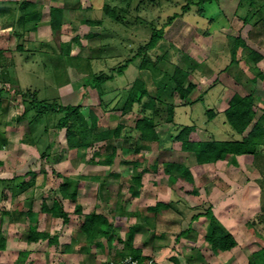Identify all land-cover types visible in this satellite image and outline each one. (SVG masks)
<instances>
[{
	"label": "rangeland",
	"instance_id": "rangeland-1",
	"mask_svg": "<svg viewBox=\"0 0 264 264\" xmlns=\"http://www.w3.org/2000/svg\"><path fill=\"white\" fill-rule=\"evenodd\" d=\"M29 1L43 3L45 9L57 5L63 7L67 3V17L61 30L55 34L49 30L44 34V26H41L39 33L30 31L25 37H16L14 33L3 29L0 47L7 51V54H3V61L15 63L11 73H15L19 83L0 84V88L6 93L0 112V142L2 136L6 140L5 146L0 148V160L3 162L0 166V180L13 181L16 175L21 177L14 182L0 183V231L7 237L6 250L0 252V264H14L20 253H28L26 264L110 263V258L96 248L81 247L83 236L79 228L83 218L75 213L76 203L60 196L58 187L64 179L58 177V174L76 180L82 177H99V180H84L77 192V203L81 204L84 215L98 212L108 216L115 225L116 236L124 239L126 227L139 221L138 217L133 216L112 219L118 199H121L126 211L130 213L140 210L138 202L144 206L149 203L156 205L179 201L181 204L176 208L171 207L172 210L162 212L161 223L160 219L153 217L155 228L160 231L158 234L161 236L156 235L154 227L140 224L141 233L136 234L139 237L136 247L141 244L146 248L150 247L148 251L144 248L148 256H153L151 248L160 245L166 248V253L171 249L168 253L171 254L170 257L181 259L182 264H187L189 259L192 264H248L252 253L261 249L258 237L264 238V195L257 193L252 186L247 187V182L254 180L240 165L229 161L207 166L206 169L204 165L200 174L192 170L194 184L182 179L172 183L162 170L145 173L143 170L152 166L156 160L177 161L191 169L194 167V155L183 152L180 143L173 140L176 127L194 125L198 136L203 140L238 138L232 130L228 136L223 133L226 129L222 116L215 118L209 114V111L216 113L218 107L223 109L232 93L226 98L216 99L215 92L210 87H214L215 76L231 62L230 46L233 37L241 36L247 42L254 38L248 32L253 31L255 24L264 17V11L256 14L257 7L264 6V1L257 0L256 4L250 6V2L246 0H216L204 5L205 18L192 12L167 28L165 49L169 52L168 58L156 62L155 57L161 55L163 50L153 51V63H156L148 65L152 81L168 84L162 94L161 114L156 126L160 143L158 148L141 151L144 155L143 164L135 169L124 163L134 158L136 141L132 136L115 143L118 150L112 166L98 163L106 154L105 143L70 150L67 148L65 130L57 134L53 130L50 132L48 143L53 145L51 155L41 157L38 148L21 142L29 128L21 97L15 93V89L37 90L40 99H58L64 104H79L87 118L90 111L96 113L99 130L113 129L118 124H123L127 129L133 128L136 120L142 116L141 105L135 101L133 109L124 114L122 93L139 75L138 62L132 63L124 75L116 72L114 80L105 84L110 92L104 97L103 105L99 104L97 91L85 86L84 78L91 73L109 72L122 65L135 53L139 43L149 37L140 21L159 24L163 11L186 0H133L129 6L127 2L131 0H79L78 3H73L74 0ZM106 3L124 8L121 15L128 20V27L117 24L121 30L106 28L102 36L91 38L88 35L100 33V27L89 26L84 21L101 19ZM246 15L251 16V26L243 23ZM135 17L139 19L136 20ZM209 19L213 21L209 22ZM4 26L6 25L3 24ZM18 46L27 52L22 53ZM62 46L64 50H61ZM66 51L69 54H65ZM244 54L246 56V51ZM178 66L192 71L185 85L189 82L196 85V89L186 100L181 99L174 84L169 83L166 78ZM245 70L247 66L242 63V66L233 65L229 71L238 74H232L234 77ZM255 72L252 71L254 74ZM220 86L219 81L217 90L223 88ZM151 90H154L153 86ZM255 103L264 105L263 101ZM169 104L175 107L173 122L167 121ZM41 128L42 124L35 128V133L38 134ZM135 134L132 132L133 136ZM44 145L41 142L39 147ZM95 152H100L102 156L94 158L92 162ZM254 170L255 166L249 169ZM28 171L35 172V184L21 190L19 187L24 180L23 175ZM141 173L143 188L140 196L132 197L129 192L130 184L125 179ZM56 198L61 200L72 223L66 224L61 218L41 213L42 203L46 201L51 206ZM211 202L216 203L215 208ZM208 204L212 205L215 216L237 241V246L228 252L214 254L210 245L205 242L203 232L208 225L206 218L201 217L191 222V217ZM248 223L253 225L257 236ZM188 226H191L192 231L182 238V242L178 241L177 235L188 229ZM32 227L58 237V244H51L47 240L29 243L27 233ZM114 244L118 249L123 248V245ZM65 245L72 246L70 251H64ZM170 261V264H176L175 261Z\"/></svg>",
	"mask_w": 264,
	"mask_h": 264
},
{
	"label": "trees",
	"instance_id": "trees-1",
	"mask_svg": "<svg viewBox=\"0 0 264 264\" xmlns=\"http://www.w3.org/2000/svg\"><path fill=\"white\" fill-rule=\"evenodd\" d=\"M214 1L216 0H186L173 8L163 11L159 19V24L153 22L145 24L144 21L141 20L140 24L147 30L146 32L149 37L139 43L135 53L127 58L122 65L112 68L109 72L91 73L84 78L85 86L91 87L97 91L99 95V104L103 105L104 97L110 92L106 89L105 84L114 80V74L116 72L118 75H124L132 63L138 62L137 68L139 70V75L136 77L133 84L125 88L122 93V111L124 114L133 109L135 101L141 105L142 116L136 120L133 128L127 129L123 124H118L113 129L108 128L99 130L98 116L95 112L90 111L89 117L87 118L83 114L79 104H64L58 99L52 101L40 99L37 90L31 91L19 88L15 93L21 97L22 105L25 110L24 116L26 117L27 126L29 128L28 133L21 139V142L35 146L39 149L41 157L46 158L51 155L53 146L50 142L48 143L50 132L53 130L55 134H57L65 130L67 148L70 150H81L83 148L92 147L96 143H105L107 146L106 154L98 163L112 166L118 150L115 143L119 139L132 136L135 137L136 141L133 152L134 158L132 161L124 163L130 165L131 169L141 166L144 160V155L141 151L159 147L160 136L156 132V126L158 125L161 114V104L163 103L162 94L167 89L166 86H168V84L164 85L162 82H154L151 80L152 72L148 69V65L151 62L153 63L152 52L163 50L161 55L155 57L156 62L167 59L169 56L168 50L165 49V33L167 28L177 19L183 18L185 15L192 12L205 18V16H203L205 13L204 5ZM246 1L250 2V6L257 3V0ZM78 2L79 0L73 1V3ZM132 2L133 0L127 2V5H132ZM65 6H51L48 11L43 12V7L41 5L29 0H20L17 2L0 3V10L13 9L15 11L13 14L17 16V19H15L17 24L16 35L18 37H25L30 31L36 30L38 23L42 20L49 21L51 30L54 34L59 32L67 17V3ZM263 8L264 6L262 5L257 7L258 11L256 14L263 12ZM123 11L125 10L121 6H111L106 3L103 7V17L101 19L84 21V23L89 26L100 27V33H90L88 36L91 38L96 35L102 36L106 28L121 30L117 24L127 28L129 22L121 15ZM249 15L243 18L244 24L249 23L251 17ZM135 19L138 20L139 18L135 17ZM262 20L263 18H261L259 22ZM208 21L211 22L213 19H209ZM61 48L64 50L63 46ZM18 49L21 52L23 50L21 46H18ZM245 51H248L250 55H255L254 64L261 60V57L256 55V52L248 48L246 41L242 39L241 36L233 37L230 46V64L239 65L245 57ZM66 54H69L68 51H66ZM191 73V70H185L178 66L172 75L166 76L168 82L174 84V89L183 100H186L196 89L194 83L189 82L185 85ZM11 84H15V82L12 81ZM151 86L154 87V90H151ZM5 95L6 93L3 89H0V112L3 108V99ZM258 110L259 108L252 94L246 96H241L238 93L234 94L229 101L228 108L224 111V116L231 130L238 135L237 139L203 140L198 136L194 125L176 127L173 140L180 143L183 152L194 155L196 160L194 167L191 169L184 163L177 161L156 160L152 166L149 168L146 167L143 173L162 170L172 183H176L178 180L182 179L194 184L195 180L192 170L200 174L204 165L215 164L229 157L233 159V162H236L239 156H253L254 159H256L260 148L264 146V109L261 115H258ZM174 112V105H167L168 122H173ZM209 114L210 117L214 115L211 111H209ZM41 124V131H39L38 134L35 133V128H38ZM249 128L250 130L248 133L244 135ZM132 132L136 134L133 136ZM1 139L0 148H3L6 140L3 136ZM41 142L45 143L42 148L39 147ZM100 156H102L100 152H95L91 161L93 162L94 158ZM2 164L3 162L0 160V166ZM20 177L21 175H16L13 181L0 180V183L14 182L15 179ZM23 177L24 180L19 187L21 190H25L27 187L35 184V172L28 171ZM58 177L64 179L58 187L60 196L63 199L76 203L75 213L83 218V222L79 228V232L83 236V242L80 243L81 247L90 246L91 248L98 249L102 254L107 255L111 261L106 264L120 263L128 257L137 259L141 264H146L147 261L151 259V256L143 255L142 248H136L134 246L136 234L140 231L141 221L146 222L150 216L159 218V215L163 211L172 210L171 207L176 208V206L180 204L179 201L157 203L155 206L130 213L126 211L121 199H118L116 201V212L112 215V219H114L115 216H133L138 217L139 222L135 225H128L126 227L125 239L117 238L115 234V225L110 221L108 216L98 212L84 215L81 204L77 203V192L79 188L83 186L84 180H99V177H82L79 179L77 178V180L61 174H58ZM125 180L130 184L129 192L131 196H140L143 188L142 173L133 175ZM41 213L50 215L53 218H61L66 224L73 222L69 214L65 211L59 198L54 199L51 206L44 201L42 203ZM201 217L206 218L208 221V225L203 232V237L205 242L210 245L214 254L228 252L237 246L235 237L215 216L211 204L203 207L200 212L193 215L191 217V222ZM260 218H262V215ZM248 226L251 227L252 232L257 236V231L253 228V225L248 223ZM191 231V226H189L188 229L180 232L176 239L179 241L181 238L187 237ZM258 238L257 242L261 246V249L252 253L249 257L248 264H264V238L261 236ZM45 240L51 244H58V238L56 236L52 237L47 231L39 232L36 228L32 227L27 233V241L29 243H39ZM114 243L123 245V248H116ZM6 246L7 237L0 231V252L5 251ZM71 247V245H65L64 251H70ZM27 254L28 253H20L14 264H26L25 259ZM173 261H175L176 264H180L179 260L175 257H173ZM187 264H192L191 259L187 261Z\"/></svg>",
	"mask_w": 264,
	"mask_h": 264
},
{
	"label": "crops",
	"instance_id": "crops-1",
	"mask_svg": "<svg viewBox=\"0 0 264 264\" xmlns=\"http://www.w3.org/2000/svg\"><path fill=\"white\" fill-rule=\"evenodd\" d=\"M15 1L17 2V1H20V0H9V1L1 0L0 3H8V2H15ZM32 2L37 3L39 5L42 4L41 6L43 7V9H42L43 12H46L49 9V8L45 9L46 6L43 3H38V2H35V1H32ZM13 13H15V11L13 9L0 10V45L3 42V39H2L3 29H7L11 34L14 33V35L16 37H18L16 35V31H17V26L16 25L17 24L15 22V19H17V16L14 15ZM3 24L6 25V26L3 27ZM247 25H250V22ZM41 26H44V28H45L44 29V34L47 33L48 30L52 33L51 27H50V23H49L48 20H42L40 22V24L37 26L36 31L34 30V33H39ZM252 29H253V31L248 32V34L249 33L253 34L254 38L251 41H249V42H247V40L244 39V38H242V39H244L246 41V43L248 45V48L250 50L256 52V55H259L261 57V60H259L256 64H254L255 55L254 56L250 55L249 52L246 51L245 59H243L238 66H242V63H243V64H245L247 66V70L243 71V73H241L239 76H237L238 74L236 72L235 73L234 72L231 73L229 71L230 68L233 65H235V64L231 65L229 63V65L227 67H225L224 69L221 70V72H219L218 76H220V77L215 76V79H213L214 80V83H213L214 87L213 86H212V88L210 87V89H212L211 91L215 92L214 93V98H216V99L217 98H219V99L220 98H226L229 95V93H232L231 95H229V97H228L229 99L227 100L226 104H224V107H222L223 109H220L218 107V108H216V113L213 112L214 113L213 116L215 118H219L220 116H222L224 118L223 121H224V124H225L224 126H225L226 130H224L223 133H226L227 136H228V134H229V132L231 130V127L226 123V119H225V116H224V111L228 108L229 101H230V99L232 98V96L234 94L238 93L241 96H246V95L252 94L253 97L255 98V101H257V102L258 101H263L264 102V17H263V20L261 22H258L257 25L255 24V26ZM24 52H27V51H25L23 49L22 53H24ZM3 54L4 55L7 54V51H5V49L0 47V84L1 83L2 84H6V83H10V82L14 81L15 84L18 85L19 82L15 78L16 77L14 75L15 73L14 72L11 73V69L15 68V63H13V62H9V63L5 62L4 63ZM248 68L250 70H248ZM252 71L253 72L256 71L255 74L252 73ZM232 74H237V75H234V77H233ZM217 77H218V79H217ZM219 81H220V84H221V86L223 88H220V90H217ZM17 89H19V87ZM17 89H15V91ZM256 105L259 108L258 115H261V113H262V111L264 109V105H260L258 103ZM249 130H250V128L246 131V133L244 135H246ZM226 140H230V139H226ZM238 158L239 157H237L236 162H233V159L231 157H229L226 160L218 161L216 164H207L204 167V169H206L207 166L220 165V164H222L224 162H227V161H229V163H236V164L240 165V167L243 168V171H245V173L247 175L250 174L252 176L253 180L255 181V182L254 181L253 182H247V184H246L247 187L250 188L252 186L257 191V193H261V194L264 195V146H262L260 148V150L258 152V155H257V159L255 161H254V157L253 156H241L240 159H238ZM253 165L255 166V170L254 171H249V169L254 167ZM161 201H163V200H161ZM137 204H138V208H140V210L142 208L145 209L147 207L155 206L153 203H149L148 205H144V206L141 203L139 204V202ZM211 204L215 208V204L216 203H214V202L212 203L211 202ZM136 209H137V207H136ZM132 212H137V211H132ZM162 215H163V213H161L159 215V218H157V219H160L159 220L160 223H161ZM119 217L120 216H115L114 219L118 220V219H120ZM152 219H153V217L150 216L147 219V221L146 222L145 221L142 222L141 225H143V226L144 225H148L149 227H154L155 228V225H154ZM135 224L136 223L131 224V225H135ZM222 224H224V223H222ZM156 225H158V224H156ZM139 233H141V232H138L137 235H140ZM155 233H157L156 235H159L158 233H160V231H158L155 228ZM159 236H161V234ZM117 238L124 239V237H120V236H118ZM138 238H139L138 236H136V238H135V241H134L135 242V247H136V245L138 243L137 242ZM182 241L183 240L181 238V242ZM152 242H153V240H152ZM188 244H190V243H188ZM146 247L147 246H145V245L143 246L141 244V246H137L136 248H142L143 255L148 256V255H146L145 251L148 248H150V247H148V248H146ZM151 249H152L151 251L153 252V256H151V259H153L156 264H170V262H171L170 259L173 260V257H170L171 254H168L169 252H171L170 251L171 249L169 251H167V253L164 252L166 250V248L161 247L160 245L154 246ZM100 253H102V252H100ZM69 257H72V256L69 255ZM77 257L78 256L76 254V258ZM178 260H179L180 264H182L181 259H178Z\"/></svg>",
	"mask_w": 264,
	"mask_h": 264
},
{
	"label": "built area",
	"instance_id": "built-area-1",
	"mask_svg": "<svg viewBox=\"0 0 264 264\" xmlns=\"http://www.w3.org/2000/svg\"><path fill=\"white\" fill-rule=\"evenodd\" d=\"M111 264H115V263H111ZM116 264H141V263L137 259H133L132 257H128V258L124 259L123 261H121L120 263H116ZM146 264H156V263L153 259H150L149 261H147Z\"/></svg>",
	"mask_w": 264,
	"mask_h": 264
}]
</instances>
